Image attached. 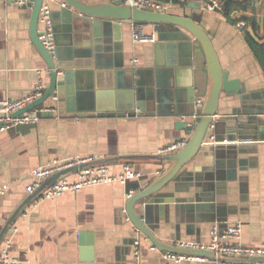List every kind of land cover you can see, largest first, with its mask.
I'll return each instance as SVG.
<instances>
[{
  "label": "crops",
  "instance_id": "obj_1",
  "mask_svg": "<svg viewBox=\"0 0 264 264\" xmlns=\"http://www.w3.org/2000/svg\"><path fill=\"white\" fill-rule=\"evenodd\" d=\"M161 1L171 14L201 13L222 68L239 83L231 94L221 93L216 114L219 125L215 131L209 130L198 154L162 191L146 200L145 209L137 204L136 211L167 243L208 242L214 225L223 231L240 223L242 232L232 242L264 246V72L245 37V31L256 39L264 33V0H238L245 7L234 9L231 15L245 19L241 29L222 9H208L205 0L200 8L189 7V0ZM50 6L57 44L71 43L82 57L89 53L91 22L81 16L73 18L62 0H51ZM31 15L30 7L0 0V99L29 93L40 78L45 90L49 85L45 61L31 39ZM143 27L155 34V41L134 40L129 24L116 20L101 24L100 38H108L98 46L102 66L91 77L79 79L73 105L68 109L61 82V92L55 93L58 99L51 95L39 105L49 107L44 111L51 114L33 124L0 130V187H8L0 194V230L8 225L0 248L11 241L19 264H217L219 259L207 257L180 261L165 257L164 251L151 247V240L135 229L124 212L127 187L139 184L141 189L152 181L166 167L156 159L162 149L189 138L185 129L176 126L177 117L158 113L151 106L143 104L144 114L135 115L117 109L127 104V91L137 77L135 70L154 67L159 71V89L168 105L179 96V90L185 89L187 96L200 90L187 86L190 73L202 92L211 81L206 65L190 71L186 66L166 64L165 47L157 50L164 59L163 67L155 66L158 33L183 31L189 35L187 31L172 24L147 23ZM171 38L166 46L177 52L182 37ZM68 80L76 84L73 71ZM203 100L197 96L196 105ZM241 111L258 117V134L229 143L213 141L214 133L219 137L228 133L225 119ZM216 144L222 146L215 148ZM88 156L93 157V164L107 165L114 173L131 164L143 179H131L128 185L101 182L53 199L33 195L36 190L26 191L34 180L35 167ZM137 236L139 260L133 254Z\"/></svg>",
  "mask_w": 264,
  "mask_h": 264
},
{
  "label": "water",
  "instance_id": "obj_2",
  "mask_svg": "<svg viewBox=\"0 0 264 264\" xmlns=\"http://www.w3.org/2000/svg\"><path fill=\"white\" fill-rule=\"evenodd\" d=\"M44 0H36L31 15L30 34L31 39L42 56L46 64V70L49 73V85L44 91L43 95L36 99L33 103L19 109L12 115L17 116L23 112L29 111L41 105L47 98L56 92H61V82L64 83L66 95V103L73 105L76 90L79 89V79L91 77L92 73L102 65L98 62V46L106 43L108 38L101 39V24L108 25L113 21H119L121 24H138L144 25L147 23L154 24H172L182 28L189 33L183 31L165 34L158 33V40L155 43L156 48V67H163L164 59L160 57L159 50L165 47L167 56L169 58L166 64H179L189 67L190 71L206 65L207 73L210 76V85L204 92L200 85L196 84L193 74L187 78V86L189 88H197L199 91L195 94L186 95L187 91L179 90L177 96L172 104L168 105L165 98L162 96L159 89V71L153 67L149 71L146 69H136L135 74L137 77L133 78V85L127 91L126 105H121L117 109L127 111L130 115L144 114L145 110H141L143 104L146 108L151 106L158 113H168V115L177 117L176 126L186 130L189 138L184 146L171 151L161 152L157 155V160L166 167L157 174L152 181L144 183L143 187L139 189V184L136 186H129L126 189L128 193L130 190L134 192L127 199L125 205V214L127 218L134 225L135 229L143 233L148 239L151 240L156 247L162 251H169L181 254H187L198 257H207L210 259L227 260L229 257L219 253L216 254L214 250L180 247L174 243H167L156 236L154 231L147 225L144 217L139 215L136 211V205L142 204L146 208V200L159 193L174 180L183 170V168L193 160L198 154L201 147L206 144L205 138L208 136L209 130H216L219 125L220 119H214V115L218 114V104L221 93L231 94L237 89L238 79H230L229 73L224 71L221 66L218 54L215 50L213 42L207 33V26L201 21V13L199 11L192 16L176 15L165 11H155L149 9H141L132 7L123 3V0L112 1H89V0H63L69 11L73 12L72 17L81 16L91 22L93 27L92 42L88 43L89 53L83 57L71 43L60 47L56 42L55 55H51L48 50L43 46L39 39V14ZM202 0H189V7L200 8ZM198 10V9H196ZM72 26V18L70 19ZM107 35V32H104ZM182 37L178 44V51H172L168 48L165 41H171V37ZM171 43V42H170ZM173 45V43H172ZM91 70V71H90ZM72 71L76 77V84L69 83L68 76ZM192 91V89H191ZM202 96L204 98L202 104L196 105L195 98ZM139 108V110H137ZM39 118L51 111L39 110L37 112ZM5 113H0V117H5ZM182 116L191 117L192 120H184ZM227 134L224 137H219L213 134L215 142H222L227 139V143L235 141L236 139L251 138V136L258 134V117L252 113H235L225 119ZM224 121V122H225ZM2 123L0 122V125ZM33 124V123H32ZM22 124H17V126ZM213 125L212 127H210ZM210 130V131H211ZM211 135V133L209 134ZM212 136V135H211ZM243 138V139H242ZM220 144V143H218ZM216 144L215 148L222 145ZM226 145V144H225ZM96 165L92 162L80 163L72 167L65 168L55 172L47 180H45L40 187L36 189L33 195H40L42 190L56 182L59 178L66 174L74 173L81 168ZM143 177L139 178L142 180ZM137 183V182H136ZM128 185V183H127ZM8 225H4L0 230V242L4 237ZM262 259L254 258L253 260Z\"/></svg>",
  "mask_w": 264,
  "mask_h": 264
},
{
  "label": "built area",
  "instance_id": "obj_3",
  "mask_svg": "<svg viewBox=\"0 0 264 264\" xmlns=\"http://www.w3.org/2000/svg\"><path fill=\"white\" fill-rule=\"evenodd\" d=\"M20 7L33 8L36 0H6ZM51 0H44L41 6L39 14V39L43 46L48 50L51 55H55L56 52V39H55V27L53 20V11L50 6ZM185 1V0H181ZM206 6L210 10L222 9V0H205ZM123 3L132 7L141 9H149L155 11H166L167 6L161 0H123ZM62 6L66 7L67 4L62 0ZM238 28H244L246 26L245 19H238L236 21ZM131 33L134 40L137 41H155L156 36L153 33H147L144 30L143 25L131 24ZM45 91V84L40 78L34 90L29 93L16 97V98H4L0 99V113H5V117H0V130H4L7 127L24 123H35L39 120L37 112L39 110H47L49 107L37 106L29 111L13 116L12 114L19 109L33 103L36 99L41 97ZM55 99H58L56 94H53ZM199 104H202L200 102ZM214 119L218 118V115L213 116ZM211 125L210 127H212ZM214 140V136H211ZM186 139H179L173 141L170 145L162 149L161 152L171 151L178 149L186 144ZM223 142V141H222ZM224 142H228L227 139ZM94 159L91 156L71 158L65 161L55 162L50 165L38 166L32 170L34 180L27 185L26 191L31 193L35 191L41 184L47 180L55 172L78 165L80 163L92 162ZM74 177V178H73ZM141 177V172L135 169L131 164H124L121 172L114 173L107 165H92L79 169L78 171L70 174H66L59 178L53 184L45 187L41 196L44 198L53 199L59 197L65 192H79L84 187L95 185L101 182H114L120 181L121 183H127L131 179H138ZM8 191V187H0V194ZM133 190L126 192L127 198L133 193ZM2 228V227H1ZM242 232V225L235 223L229 225L225 230H219L217 225H214L211 229V240L208 242H200L196 240H178L175 241V245L188 248H199L214 250L216 254H223L230 259L218 260L217 264H264V246L242 245L232 242V239L239 237ZM152 248H156L152 243ZM140 237L134 240V258L139 260L140 258ZM165 257L171 258L176 261L183 259H202V257L192 256L187 254L175 253L164 251ZM254 258H262L253 260ZM204 259V258H203ZM20 260L17 256L13 255L11 251V241H7L5 245L0 248V264H19Z\"/></svg>",
  "mask_w": 264,
  "mask_h": 264
},
{
  "label": "trees",
  "instance_id": "obj_4",
  "mask_svg": "<svg viewBox=\"0 0 264 264\" xmlns=\"http://www.w3.org/2000/svg\"><path fill=\"white\" fill-rule=\"evenodd\" d=\"M223 7H222V13L230 18L232 22H236L237 19L232 17V11L237 8H244L245 6L242 4L241 1L238 0H222ZM245 18V17H243ZM253 26H256L255 22L252 23ZM259 39L254 38L250 34V32L245 31V37L247 41L249 42V45L253 51V54L255 58L260 63L263 72H264V33L259 35L257 34Z\"/></svg>",
  "mask_w": 264,
  "mask_h": 264
}]
</instances>
